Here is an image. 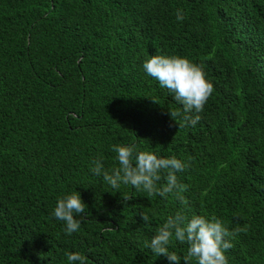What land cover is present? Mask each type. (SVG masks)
Here are the masks:
<instances>
[{
    "label": "trees",
    "instance_id": "obj_1",
    "mask_svg": "<svg viewBox=\"0 0 264 264\" xmlns=\"http://www.w3.org/2000/svg\"><path fill=\"white\" fill-rule=\"evenodd\" d=\"M155 54L213 84L195 126L143 70ZM129 144L186 163L187 204L91 171ZM75 191L85 212L68 235L53 212ZM180 210L241 229L228 264H264V0H0V264H169L144 242ZM187 248L169 251L186 264Z\"/></svg>",
    "mask_w": 264,
    "mask_h": 264
},
{
    "label": "clouds",
    "instance_id": "obj_2",
    "mask_svg": "<svg viewBox=\"0 0 264 264\" xmlns=\"http://www.w3.org/2000/svg\"><path fill=\"white\" fill-rule=\"evenodd\" d=\"M176 18L184 19L179 9ZM143 70L156 79L162 88L172 92L174 99L182 105V113L169 110L172 120L177 123L178 118H182L186 126H195L200 120L199 113L203 111L214 90L213 84L206 79L203 67L186 57L155 54L144 61ZM193 112L196 115H190ZM112 150L117 154L119 166L105 170L102 158L95 159L92 161L91 171L95 175L102 174L103 180L113 189H119L122 184L131 185L136 190L147 193L149 197L159 195L167 198L169 194H173L182 204H187L183 196L187 187L178 182L176 175L185 170L186 163L175 156L163 157L152 151H138L135 144L113 145ZM162 178L165 182L158 186ZM130 198L124 196L125 200ZM84 212L85 203L79 192L75 191L58 199L53 215L65 222V232L71 235L79 230L81 220L77 217H84L81 215ZM140 215L144 223H150L146 212H141ZM240 231L239 228L229 231L214 214L209 217L194 213L189 218L180 210L169 215L156 229L151 240L144 244L155 256H166L169 264H179L181 260L176 252L169 251L173 240L188 245L187 254L183 257L186 264H191L192 260L196 264H228L225 252L232 247V243L226 238H234ZM67 260L86 264L87 258L74 252L67 254Z\"/></svg>",
    "mask_w": 264,
    "mask_h": 264
}]
</instances>
